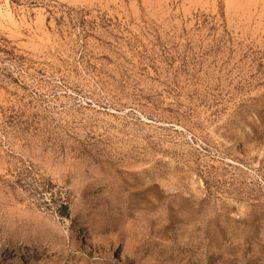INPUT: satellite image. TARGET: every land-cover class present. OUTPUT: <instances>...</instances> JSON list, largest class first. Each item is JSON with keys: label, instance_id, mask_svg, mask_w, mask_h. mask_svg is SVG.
I'll return each mask as SVG.
<instances>
[{"label": "rangeland", "instance_id": "1", "mask_svg": "<svg viewBox=\"0 0 264 264\" xmlns=\"http://www.w3.org/2000/svg\"><path fill=\"white\" fill-rule=\"evenodd\" d=\"M0 7V264H264V0Z\"/></svg>", "mask_w": 264, "mask_h": 264}, {"label": "bare ground", "instance_id": "2", "mask_svg": "<svg viewBox=\"0 0 264 264\" xmlns=\"http://www.w3.org/2000/svg\"><path fill=\"white\" fill-rule=\"evenodd\" d=\"M6 16H8V17L11 16V13L8 10H6L5 8L3 9L2 7H0V18L2 19Z\"/></svg>", "mask_w": 264, "mask_h": 264}]
</instances>
